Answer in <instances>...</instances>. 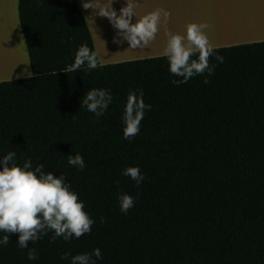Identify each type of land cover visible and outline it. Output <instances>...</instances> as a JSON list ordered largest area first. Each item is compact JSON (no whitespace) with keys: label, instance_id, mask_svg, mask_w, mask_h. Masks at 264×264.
I'll return each instance as SVG.
<instances>
[{"label":"trees","instance_id":"1","mask_svg":"<svg viewBox=\"0 0 264 264\" xmlns=\"http://www.w3.org/2000/svg\"><path fill=\"white\" fill-rule=\"evenodd\" d=\"M17 12L31 74L0 81V160L15 152L18 166L62 176L94 223L24 249L13 234L0 264H71L96 248L95 264H264V40L214 47L213 74L177 86L163 55L61 71L79 46L95 51L76 0H18ZM93 88L113 97L101 117L81 106ZM140 90L151 108L126 140L124 105ZM76 154L83 170L68 164ZM121 194L135 200L127 214Z\"/></svg>","mask_w":264,"mask_h":264},{"label":"clouds","instance_id":"2","mask_svg":"<svg viewBox=\"0 0 264 264\" xmlns=\"http://www.w3.org/2000/svg\"><path fill=\"white\" fill-rule=\"evenodd\" d=\"M82 7L86 10L93 9L96 14L106 17L117 29L122 40H126L129 48L133 49L147 47L155 40L162 20L166 25L171 16V13L164 9H155L136 18L134 0H126V5L120 9L119 15L111 7V0L107 5H102L101 0H83ZM209 27L206 23H188L185 26L186 35L172 33L165 28L167 41L162 55L168 59L170 73L180 78L171 81L174 85L187 83L197 75H212L214 66L210 65V58L213 56L217 62H224V57L214 51L205 33ZM115 43H121V39H116ZM85 65L89 70L103 66L98 54L86 44L79 46L74 62L61 71L74 73ZM54 74L56 75L55 71ZM203 82L207 84L209 80L205 78ZM112 102L113 97L108 90L93 88L83 96L81 106L101 117ZM150 108L151 105L143 100V90L138 94L135 91L128 93L122 116L124 139L131 140L139 133L141 121ZM15 158V152H8L0 160V232L5 233L0 238V245H8L13 234L18 235V246L24 249L28 248L29 242L38 241L49 231L54 232L52 241L58 237L70 241L73 237L80 238L90 233L94 221L63 177L44 172L43 164L32 170L30 160H25L22 167L18 166L14 162ZM68 164L80 170L85 167V161L79 154L69 155ZM123 175L131 177L137 185L144 179L136 166L124 169ZM134 204L132 196H119L121 212L127 214ZM103 220L101 217V222ZM68 255L64 253L61 259L68 258ZM93 256L96 259L102 258L99 248L94 249L92 254L81 253L72 256L71 264H95ZM27 257L29 260H36L38 254L35 249H29Z\"/></svg>","mask_w":264,"mask_h":264},{"label":"crops","instance_id":"3","mask_svg":"<svg viewBox=\"0 0 264 264\" xmlns=\"http://www.w3.org/2000/svg\"><path fill=\"white\" fill-rule=\"evenodd\" d=\"M17 1L0 0V62L2 66L0 75L11 73L12 70H17V72L21 73L1 76L0 81L11 80L20 76L26 77L31 74L28 54L18 21ZM233 2L239 9L243 7L250 15L252 25L254 20H256V24L251 29L253 32L258 31L260 27L264 29V23H260V14L257 12V8H259L258 2H261L264 8V0H134L136 18L155 9H164L170 12L171 16L166 25L162 20L155 40L150 42L147 47L133 49L129 48L126 40H122L118 35L117 29L113 27L106 17L96 14L93 9H84L82 7L83 0H76L90 30L94 49L101 64L160 56L167 41L165 28L172 33L186 35L185 26L188 23L208 24L210 27L205 30V33L213 47L264 40V33L261 35L257 34L255 37L228 38L233 36L235 32L233 25L236 14L234 6L231 7L230 10L232 11L230 12L222 11L221 8L228 6L227 3L233 4ZM108 3L109 0H101L102 5H107ZM125 5L126 0H111V7L117 12V15H119L120 9ZM252 7H255V9ZM134 21L135 17H133ZM105 39L109 41L106 40L105 42ZM116 39H121V43H115ZM102 40L104 46L107 45L106 43L109 44L107 45V47L109 46L107 52L103 49ZM9 44L12 47L11 50H9ZM18 49L20 53L17 57L16 51ZM15 58L17 61H15Z\"/></svg>","mask_w":264,"mask_h":264},{"label":"rangeland","instance_id":"4","mask_svg":"<svg viewBox=\"0 0 264 264\" xmlns=\"http://www.w3.org/2000/svg\"><path fill=\"white\" fill-rule=\"evenodd\" d=\"M261 3V2H260ZM259 2H258V4L259 5H261V6H259L258 5V7L259 8H257V12L260 14V18H261V22L260 23H264V8H263V4L261 3L260 4ZM228 4V6H226V7H223V8H221V10L222 11H232V10H230L231 9V7H233V6H235L234 5V2H233V4H229V3H227ZM252 8H254L255 9V7H252ZM255 19H257L256 17H255ZM256 20H254V22H253V25H252V27H250V29H248V31H245L244 33H240V32H234V34H233V36H230V37H228V38H237V39H239V38H247V37H255V36H257V34H259V35H261V34H263L264 33V29H261V27L258 29V31H256V32H253L251 29H253V26L256 24V22H255ZM235 36V37H234ZM104 40V39H103ZM103 40H102V45H103V49L104 50H106V52H107V48L109 47H107V45H109L108 43H106L107 45H105L104 46V43H103ZM106 40L107 39H105V42H106ZM12 49V47H11V45L9 44V50H11ZM10 52V51H9ZM19 49H18V51H16V56L18 57L19 56ZM15 68V67H14ZM13 68V69H14ZM27 68V67H26ZM6 70H9V69H6ZM27 70V69H26ZM5 72V71H4ZM23 72V71H22ZM28 72V71H27ZM17 74V73H21V72H17V70L16 71H11V73H4V74H2V75H0V77L1 76H6V75H8V74ZM21 77V76H20Z\"/></svg>","mask_w":264,"mask_h":264},{"label":"bare ground","instance_id":"5","mask_svg":"<svg viewBox=\"0 0 264 264\" xmlns=\"http://www.w3.org/2000/svg\"><path fill=\"white\" fill-rule=\"evenodd\" d=\"M234 10H235L234 12L236 15L234 17L233 30H235V32H240V33H244L245 31H248V29H250V27H252L250 15H248V13L245 11V9L243 7L241 9H239L237 6H234ZM15 61H17V59ZM1 67L2 66H1V62H0V68Z\"/></svg>","mask_w":264,"mask_h":264}]
</instances>
